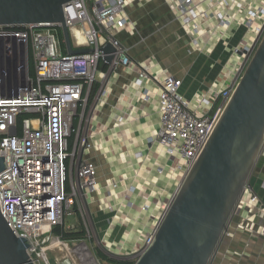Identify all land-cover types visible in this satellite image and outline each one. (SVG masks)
Listing matches in <instances>:
<instances>
[{"label": "built area", "instance_id": "obj_1", "mask_svg": "<svg viewBox=\"0 0 264 264\" xmlns=\"http://www.w3.org/2000/svg\"><path fill=\"white\" fill-rule=\"evenodd\" d=\"M147 1L64 3L73 47L93 49L84 54L62 52L65 45L59 25H0V155L4 160L0 213L13 234L25 239L33 264H51V242L56 239L66 244L53 230L57 226L64 232L73 229L69 217H79L84 235L97 238L108 257H127L125 261L136 263L152 243L167 207L264 36V0H163L183 32L177 38L185 45L207 57L221 47L211 64L219 68L216 79L208 89L185 99L179 92L180 78L163 69L154 70L152 59L133 60L118 38L122 31L134 33L127 7ZM72 28L80 29L82 42ZM106 43L115 48L109 64L99 50ZM30 55L35 67L32 76ZM101 59L107 65L103 71L98 69ZM119 67L135 73L132 82L145 103H150L151 93L156 91L154 110L159 123L147 143L155 146L154 172L159 177L167 176L164 182L155 178L148 181L153 168L145 166L143 175L134 169L131 176L121 174L103 188L97 180L96 166L86 157L102 144L104 132L99 126L89 131L90 112L102 102L103 93L101 86L92 95L91 87L97 76L107 77ZM159 156L162 162H158ZM92 203H97L103 213L112 214L111 225L134 221L137 226L126 227L119 243L108 231L99 235L88 208ZM123 208L137 209L135 217ZM235 214L245 220L256 215L264 219V201L249 179L236 202ZM228 226L229 222L222 238L231 234ZM244 231L256 238L263 235L264 228L245 226ZM132 232L135 237L130 239ZM71 241L74 247L83 244L81 239Z\"/></svg>", "mask_w": 264, "mask_h": 264}, {"label": "water", "instance_id": "obj_2", "mask_svg": "<svg viewBox=\"0 0 264 264\" xmlns=\"http://www.w3.org/2000/svg\"><path fill=\"white\" fill-rule=\"evenodd\" d=\"M70 0H0V25L55 24L69 55L74 48L63 4ZM99 50L106 63L115 48ZM28 70V61L25 60ZM264 145V36L240 77L202 151L167 207L153 241L134 264H210L242 188ZM4 160L0 155V172ZM27 243L0 213V264H33Z\"/></svg>", "mask_w": 264, "mask_h": 264}, {"label": "crops", "instance_id": "obj_3", "mask_svg": "<svg viewBox=\"0 0 264 264\" xmlns=\"http://www.w3.org/2000/svg\"><path fill=\"white\" fill-rule=\"evenodd\" d=\"M127 12L134 33L122 31L118 38L133 60L146 62L152 59L155 63L154 70L163 69L180 78L179 92L185 99L192 98L199 90L208 89L219 70L217 66L211 67V64L220 52L215 50L212 56L207 57L177 38L183 32L163 0L133 4L127 7ZM216 49L221 50V47ZM103 64L101 59L99 71H103ZM135 76L134 72L123 67L117 68L107 77L97 76L96 83L103 89L102 102H97L90 112L89 131L99 126L104 132L102 144L91 149L86 157L96 166L98 182L103 188H106L110 179L117 180L121 174L131 176L134 169L143 175L145 166L153 168L148 181L157 175L154 172L153 158L155 146L147 143V138L154 133L159 123L154 110L156 91L151 93L150 103H145L140 98L139 89L133 85ZM149 87L154 90L152 83ZM118 117L120 122L117 121ZM159 157L158 162H162V156ZM257 159L256 167L248 179L254 191L264 201V145ZM149 188L154 189V186L150 184ZM94 210L90 209V212L99 235L108 231L116 243L125 235L126 227L135 229L137 226L138 222L134 221H124L121 226L111 225L112 214L100 211L97 203ZM123 211L135 217L137 209L123 208ZM245 226L264 228V219L260 215L250 220L243 219L240 214L232 215L228 226L231 234L221 238L210 264H264V233L256 238L250 237L244 231ZM131 235L133 237L130 239L135 237L134 232Z\"/></svg>", "mask_w": 264, "mask_h": 264}, {"label": "rangeland", "instance_id": "obj_4", "mask_svg": "<svg viewBox=\"0 0 264 264\" xmlns=\"http://www.w3.org/2000/svg\"><path fill=\"white\" fill-rule=\"evenodd\" d=\"M216 51L221 53V50L216 49ZM220 53H218V55ZM29 68H30L31 76L34 75L35 67H34V62H33L31 55L29 58ZM257 160L253 166L252 171L256 167ZM67 164H68V162H67ZM97 180H98V176H97ZM95 207H96V203H92V204H90V206H88L89 210L91 209V211H95L94 210ZM68 219H69L68 224L74 225L73 229L67 230L68 233L69 232L76 233V232L81 230L80 225H79V223H80L79 217H69ZM93 224H94L93 226L95 227V230H97L94 219H93ZM52 237H55V236L52 235ZM131 237H133V236L131 235ZM77 239H81L83 241L82 243L85 244V246H87L88 250L91 252V254L93 255V257L95 258V260L97 261L98 264H108L106 261H102L98 256V253H103L104 255H106L105 254L106 252H104V245L102 243H100L97 238H93V237L89 238L88 236L84 235V236H82V238H76V239H71V240H77ZM71 240H65L64 241V243L68 244V246H66V244H62V245H58L55 249H52L56 255L53 254L54 253L53 251L52 252L48 251V258H49V261L51 264H81L80 262H82V261L79 259V256L76 255L73 251H71L74 247L73 241H71ZM110 258L113 260H117V261H125V259L127 257L112 256Z\"/></svg>", "mask_w": 264, "mask_h": 264}, {"label": "trees", "instance_id": "obj_5", "mask_svg": "<svg viewBox=\"0 0 264 264\" xmlns=\"http://www.w3.org/2000/svg\"><path fill=\"white\" fill-rule=\"evenodd\" d=\"M59 36L61 37V32L59 31ZM63 47V46H62ZM62 52H66L65 48H62ZM103 70H105L107 68V65L104 63L103 64ZM29 73H30V68H29ZM31 75V74H30ZM98 89V83H94L91 87V94L94 95L95 92ZM53 233L56 235H61V237L64 240H70V239H74V238H82V236H84V231L83 229L73 233V232H64L61 226H57L54 228ZM99 258L102 261H106L108 264H133L131 261H117V260H113L110 257L108 258L106 255H104L103 253H98Z\"/></svg>", "mask_w": 264, "mask_h": 264}, {"label": "bare ground", "instance_id": "obj_6", "mask_svg": "<svg viewBox=\"0 0 264 264\" xmlns=\"http://www.w3.org/2000/svg\"><path fill=\"white\" fill-rule=\"evenodd\" d=\"M72 31L75 33V35H77L79 42H82L83 39H82V34L80 32V29L72 28ZM165 177H167V176H165ZM165 177L164 176L159 177V176L155 175V177L153 176L151 179L155 178L158 180H166L167 178H165ZM155 179H154V181H155ZM58 245H62V243H60L59 241H57L55 239L51 242L49 247H51V249H55ZM66 246H68V244H66ZM71 251H73L76 255L79 256V259L82 261V262H80L81 264H98L97 261L95 260V258L93 257V255L91 254V252L87 249V247L84 244L73 247V249Z\"/></svg>", "mask_w": 264, "mask_h": 264}]
</instances>
